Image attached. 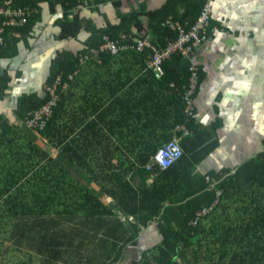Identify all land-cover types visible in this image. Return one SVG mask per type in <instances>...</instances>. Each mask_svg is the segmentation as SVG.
<instances>
[{
    "label": "trees",
    "instance_id": "obj_1",
    "mask_svg": "<svg viewBox=\"0 0 264 264\" xmlns=\"http://www.w3.org/2000/svg\"><path fill=\"white\" fill-rule=\"evenodd\" d=\"M122 1L15 0L36 11L24 25L6 29L0 64L15 53L19 41L16 33L29 35L42 19L44 2L51 13L60 8L55 21L60 29L55 36L58 40H78L83 32L88 35L83 47L56 53L42 94L33 91L18 96L14 113L22 122L56 96L43 124L37 121L29 127L23 122L38 141L0 114V264H79L83 257L73 263L76 257L70 252L74 238H85L75 245L80 248L91 243L94 234L110 233L115 212L109 207V197L135 217V232L139 231V223L147 225L160 219L162 243L151 259L144 256L136 264H180L177 256L181 264H264V148L234 169L196 171L214 146L208 144L209 129L184 111L187 56L173 53L164 60L163 73L156 74L161 82L174 83L180 97V111L166 141L147 145L135 160H102L114 151L96 146V65L101 64L99 58L106 63L116 55L101 50L104 36L126 44L135 37L147 36L152 44L163 48L178 36L166 21L171 19L189 28L206 0H167L151 11L144 0L129 12L120 10ZM106 3L117 9L118 23L99 27L82 14L84 5L96 11ZM145 16L150 19L148 23L144 22ZM210 23L212 26L213 19ZM124 50L147 60L153 53L150 47L120 52ZM19 75L17 71L16 77ZM13 78L8 66L0 65V103L11 97ZM80 81L85 83L79 90ZM196 94L197 90L194 97ZM177 124H184L189 132L174 130ZM174 138L183 149L182 156L166 168L149 167L157 149ZM41 141L55 150L43 149ZM142 169L152 171L155 177L149 186L138 188L128 175ZM86 259L91 261L92 256Z\"/></svg>",
    "mask_w": 264,
    "mask_h": 264
},
{
    "label": "crops",
    "instance_id": "obj_2",
    "mask_svg": "<svg viewBox=\"0 0 264 264\" xmlns=\"http://www.w3.org/2000/svg\"><path fill=\"white\" fill-rule=\"evenodd\" d=\"M143 1L123 0L120 10L129 12ZM166 2L146 0L147 10L161 8ZM46 5L42 3V19L29 35L16 33L19 41L15 53L0 64L8 66L14 77L12 95L0 103V114L35 140L36 134L21 119H16L14 109L18 96L33 91L42 94V85L56 53L83 47L88 35L83 32L78 40H58L55 36L60 29L55 21L60 8L51 13ZM87 8L83 6L82 14L95 20L99 27L120 20L112 3L103 4L96 11ZM212 15L209 39L193 48L191 57L185 56L188 63L194 60L201 69L195 119L209 129L211 137L207 142L214 146L198 165L197 172L222 167L234 169L264 148V0H214ZM143 19L145 23L150 20L148 16ZM98 60L101 64L96 65V121L99 122L96 146L114 151L107 153L103 161L135 160L147 145L163 143L171 133L181 105L178 89L174 83L161 82L155 70L148 66V60L138 53L124 50L106 63ZM17 71H20L19 77H16ZM84 83L79 82V90ZM39 143L47 151L55 150L47 143ZM154 177L152 171L142 169L128 175V180L140 188L149 186ZM96 191L102 195L101 190ZM108 200L115 212L110 233L94 234L91 243L85 247L79 245L80 248L75 245L85 238L75 237L70 249L76 257L73 263L83 257L79 264H106L119 256L111 264H136L139 253L151 259L163 241L160 219L147 225L139 223V231L135 232L132 226L137 223L135 217L112 197ZM131 236L134 238L130 239ZM88 256H92L91 261L86 259ZM177 259L181 264V257Z\"/></svg>",
    "mask_w": 264,
    "mask_h": 264
},
{
    "label": "built area",
    "instance_id": "obj_3",
    "mask_svg": "<svg viewBox=\"0 0 264 264\" xmlns=\"http://www.w3.org/2000/svg\"><path fill=\"white\" fill-rule=\"evenodd\" d=\"M213 1L206 0L202 10L189 27L185 28L184 24L168 19L166 23L178 31V36L175 39L169 40L165 47L158 48L150 42L148 37H135L129 44L122 43L120 39L111 40L107 35L104 36V43L101 50H107L111 53L117 54L123 49L136 48L141 50L145 47H150L153 50L152 54L148 55L149 66L155 70L157 75L163 73V62L169 58L173 53L180 52L184 56L191 57L193 48L199 46L210 37V27L213 12ZM36 11L33 6L18 4L15 0H1L0 2V49L5 41V31L7 28L22 26L27 23L31 15ZM189 79L184 87L183 101L184 111L188 116H195V93L200 80V69L198 64L191 60L188 65ZM56 96L45 103L41 108L30 112L25 121L26 126L34 127L37 121L45 122V116L51 113V105L55 102ZM176 131H181L187 134L189 131L184 124H177L174 128ZM183 154V149L178 143L177 138L172 139L165 145L157 149L156 153L151 159L150 164L158 165L161 168H166L176 162ZM141 259V255L138 256Z\"/></svg>",
    "mask_w": 264,
    "mask_h": 264
},
{
    "label": "bare ground",
    "instance_id": "obj_4",
    "mask_svg": "<svg viewBox=\"0 0 264 264\" xmlns=\"http://www.w3.org/2000/svg\"><path fill=\"white\" fill-rule=\"evenodd\" d=\"M143 2H145V1H143ZM146 3V2H145ZM50 5V4H49ZM145 6V5H144ZM50 9V8H49ZM140 11H141V9H140ZM31 18V17H30ZM39 20V19H38ZM29 21V20H28ZM94 23V22H93ZM88 24V23H87ZM135 24V23H134ZM114 25V24H113ZM115 26V25H114ZM110 28V27H109ZM22 29V28H21ZM17 30V29H16ZM107 30V29H106ZM19 32V31H18ZM133 32V31H132ZM114 33V32H113ZM105 34H106V32H105ZM158 44V43H157ZM157 44H155V45H157ZM82 50V49H81ZM140 55V54H139ZM182 55V54H181ZM96 58V57H95ZM144 62V61H143ZM5 71V70H4ZM17 74V73H16ZM80 77V76H79ZM81 78V77H80ZM189 78V77H188ZM83 79V78H82ZM61 81V80H60ZM94 82H96V81H94ZM60 84V83H59ZM58 85V84H57ZM57 91V90H56ZM58 92V91H57ZM50 96V95H49ZM49 101V100H48ZM59 101V100H58ZM88 101V100H87ZM55 107V106H54ZM27 113V112H26ZM53 114V113H52ZM25 115V114H24ZM13 125V124H12ZM180 134V133H179ZM180 136V135H179ZM181 137V136H180ZM3 168V167H2ZM36 204V203H35Z\"/></svg>",
    "mask_w": 264,
    "mask_h": 264
},
{
    "label": "rangeland",
    "instance_id": "obj_5",
    "mask_svg": "<svg viewBox=\"0 0 264 264\" xmlns=\"http://www.w3.org/2000/svg\"><path fill=\"white\" fill-rule=\"evenodd\" d=\"M197 167H198V166H197ZM206 178L209 179L210 176H209V175H206ZM139 255H141V259H138V256H139ZM143 257H144V255H142L141 253H139V254L137 255L136 262H140V261L143 259Z\"/></svg>",
    "mask_w": 264,
    "mask_h": 264
}]
</instances>
